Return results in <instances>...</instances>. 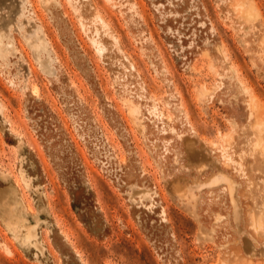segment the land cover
Wrapping results in <instances>:
<instances>
[{"label":"rangeland","instance_id":"rangeland-1","mask_svg":"<svg viewBox=\"0 0 264 264\" xmlns=\"http://www.w3.org/2000/svg\"><path fill=\"white\" fill-rule=\"evenodd\" d=\"M1 174L0 264H264V0H0Z\"/></svg>","mask_w":264,"mask_h":264},{"label":"bare ground","instance_id":"bare-ground-1","mask_svg":"<svg viewBox=\"0 0 264 264\" xmlns=\"http://www.w3.org/2000/svg\"><path fill=\"white\" fill-rule=\"evenodd\" d=\"M20 176L25 185H30V177L22 170H20ZM0 178L5 181L7 180L6 176L2 174ZM22 208V204L13 188L8 186L2 190L0 189V209L10 229L20 235V239L24 245L30 242L35 249H41V245H39V241L36 237L37 234L34 231V226L26 221ZM36 253L37 252H35V254Z\"/></svg>","mask_w":264,"mask_h":264}]
</instances>
